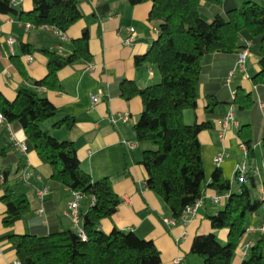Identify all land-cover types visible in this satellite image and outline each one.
Returning a JSON list of instances; mask_svg holds the SVG:
<instances>
[{"label": "trees", "instance_id": "obj_1", "mask_svg": "<svg viewBox=\"0 0 264 264\" xmlns=\"http://www.w3.org/2000/svg\"><path fill=\"white\" fill-rule=\"evenodd\" d=\"M128 2L131 5L150 2L149 19L158 26L157 37L144 54L134 58V64L154 66L159 81L144 88L122 78L113 84L125 100L135 96L141 99L142 110L133 131L137 142L151 145L143 150L140 159L146 172L145 185L167 205L174 221H182L185 208L201 199L205 186L225 192L228 196L223 209L209 215L208 220L213 230L227 229L226 242L221 243L214 232L196 235L190 252L199 256L202 264H231L247 232L248 217L261 214L264 219V191L260 197L255 195L257 179L247 170L242 178L235 175L236 191H232L230 180L219 167H215L206 184L199 133L211 127V119L224 116L216 112L218 105L233 106L237 116L250 114L253 118L237 131L247 156H253L252 147L257 140L264 155V126L258 137L255 116L259 114L258 101H264V96L244 92L232 79L221 87L219 94L206 96L205 121L185 123L183 111L196 108L197 87L207 60L212 57L234 62L247 50L260 68L251 78L252 85L255 92L264 91V6L253 0L238 4L235 0ZM0 14L17 16L30 27H50L58 33L66 32L81 18L78 0H32L29 11H17L13 0H0ZM71 44L72 51L67 55L40 50L47 58L46 73L41 79L32 80V85L58 90L60 69L92 61L86 29ZM34 50L37 49L31 44H21L23 54ZM11 60L26 77L20 60L14 57ZM231 69V65L226 67L225 78ZM0 114L3 121L22 132L25 152H34L41 163L51 167L49 179L71 192H79L88 202L87 210L79 213V228L84 238L77 227L60 230L55 224H50L45 235L11 234L9 240L19 264H161L160 252L152 240L135 231L100 229L101 221L115 213L121 199L108 177L93 180L81 169L72 141L58 140L45 128V122L57 114L56 107L46 97L29 88L18 89L13 100L0 93ZM73 122L72 117H65L53 126L68 130ZM0 156L3 165L0 200L5 207L2 224L9 227L31 213L26 198L29 183L26 178H9L11 165L19 162V154L8 148L0 150ZM263 260L261 238L249 247L240 264H263Z\"/></svg>", "mask_w": 264, "mask_h": 264}, {"label": "crops", "instance_id": "obj_2", "mask_svg": "<svg viewBox=\"0 0 264 264\" xmlns=\"http://www.w3.org/2000/svg\"><path fill=\"white\" fill-rule=\"evenodd\" d=\"M241 1L244 0H235L236 4ZM253 1L264 6V0ZM13 6L17 11H29L32 0H13ZM78 8L81 18L62 35L50 27H27L17 16L0 14V93L8 100H13L18 89L29 88L46 97L56 107L57 114L45 122V128L56 139L70 140L75 144L80 167L93 180L103 177L110 179L121 202L110 218L101 221V230L110 232L115 228L138 232L153 241L160 252L161 264H202L201 258L190 252L192 239L196 235L214 232L221 243L226 242L227 229L213 230L208 216L223 209L227 194L205 186L200 205L186 222L176 220L173 224H166L163 219L171 218L170 211L154 192L147 189L146 172L140 164L143 150L151 145L148 142H137L133 131V125L142 110L141 99L135 96L125 100L113 88L115 81L120 78L134 81L139 88L159 79L154 66L134 64V58L144 54L157 37V22L149 19L151 3L131 5L128 0H78ZM129 27L134 29L132 41L124 44L122 40L128 36L126 29ZM85 29L92 61L60 69L57 72L60 84L58 90L32 85V80H39L46 73L47 58L40 50L67 55L72 51L71 41L80 37ZM21 44H31L37 50L23 54ZM13 57L20 60L27 78L21 73L20 67L12 62ZM230 65L233 76L227 79L226 67ZM259 70L257 59L249 52L242 64L238 60L232 62L219 57L209 58L202 81L197 87V106L183 111L184 122L191 124L205 121L206 96L219 94L221 87L232 79L244 92L254 93L257 97L260 94L264 96V91L255 92L251 82L252 76ZM232 91L230 87L231 95ZM90 94L97 95L95 103H92ZM230 107L220 104L216 107V112L225 116ZM263 109L264 101L260 100L259 114H255L258 118V137L264 126ZM232 112L233 120L226 125L219 123L221 118L211 119V127L199 133L206 184L210 182L215 170L213 157L223 152L226 156L219 168L230 180L232 191L237 190L234 168L237 164L244 163L246 170L257 179L255 195L260 197L264 191V155L261 143L257 140L253 144L254 154L249 158L237 137L239 127L251 122L253 118L250 114L237 116L234 107ZM119 114H126L127 121L117 119ZM65 117L74 119L68 130L53 126L56 121ZM112 118H115V122H112ZM22 138L20 130L0 121V150L12 148L19 154V162L11 165L9 178H21L22 173L26 174L25 178L29 183L26 198L31 208L28 217L4 227L2 217L5 207L0 200V264H14L17 260L15 249L9 240L11 234L45 235L50 224H55L60 230L74 229L81 225L80 222L75 225L69 214L71 191L49 179L51 167L41 163L34 152H22L19 149L18 143L23 141ZM123 141L131 142L133 146L127 147ZM2 167L0 156V196ZM42 187H46L47 192L40 197L38 191ZM87 207V200L82 198L78 204L79 213H84ZM247 222V232L241 238L231 264H240L249 247L261 238L264 253V228L259 229L264 227L263 216L251 214ZM175 259L178 262H174Z\"/></svg>", "mask_w": 264, "mask_h": 264}, {"label": "built area", "instance_id": "obj_3", "mask_svg": "<svg viewBox=\"0 0 264 264\" xmlns=\"http://www.w3.org/2000/svg\"><path fill=\"white\" fill-rule=\"evenodd\" d=\"M26 26L30 27L29 24H26ZM126 31L128 32V36H126L122 41H123L124 44H129L132 41V36H133V33H134V29L132 27H129V28L126 29ZM58 34L62 35V33H58ZM247 52H248L247 50H244V51H242L240 53V55L238 57V63L239 64L243 63V60H244L245 55L247 54ZM232 74H233V72L229 71L227 79H229ZM90 98H91L92 103H95L97 101V95L90 94ZM232 109H233V107L231 106L230 110L226 113V115L219 120V123L221 125H226L229 121L233 120ZM117 119L125 122V121H127L128 118H127L126 114H119ZM2 120H3V118H2V115L0 114V121H2ZM111 120H112V122H115V118H112ZM123 144H125L127 147H132L133 146V144L131 142H128V141H123ZM18 147H19V149L22 152L26 151V146H25V144L23 142H19L18 143ZM241 148L246 153V148L244 147V145H241ZM225 156H226L225 153L219 152L213 157V162H214L215 167H219L220 166V164L223 162ZM245 172H246V166H245L244 163H239L234 168V175H238L240 178L243 177ZM25 175L26 174L22 173L20 175V177L21 178H25L26 177ZM37 178L40 179L39 176H37ZM46 192H47V188L46 187H42L38 191L40 197H42L44 194H46ZM226 196H228V195H226ZM82 197L83 196L79 192L73 191V192H71V200L68 202L69 214H70V216L72 218V221H73V223L75 225H77L79 223L78 204H79V201L82 199ZM215 200H216V198H215ZM200 203H201V199L198 200L197 202H195L193 205L188 206V207L185 208V210L183 212V215H182V221L183 222H186L188 220L190 215H192L195 212L196 208L200 205ZM163 221L166 224H173L175 222L173 219H166V218H164ZM263 228L264 227H261L260 229H263ZM77 231L79 232L80 236L82 238H84V234L80 230L79 227H77ZM174 262H178V259H175ZM14 264H19L18 260L14 261Z\"/></svg>", "mask_w": 264, "mask_h": 264}, {"label": "rangeland", "instance_id": "obj_4", "mask_svg": "<svg viewBox=\"0 0 264 264\" xmlns=\"http://www.w3.org/2000/svg\"><path fill=\"white\" fill-rule=\"evenodd\" d=\"M158 81H159V79H158L156 82H158ZM156 82H155V83H156ZM263 264H264V260H263Z\"/></svg>", "mask_w": 264, "mask_h": 264}]
</instances>
